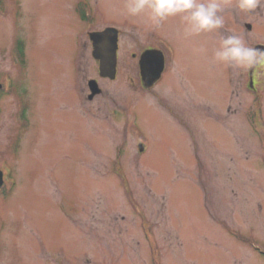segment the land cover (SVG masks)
Segmentation results:
<instances>
[{
	"label": "rangeland",
	"instance_id": "obj_1",
	"mask_svg": "<svg viewBox=\"0 0 264 264\" xmlns=\"http://www.w3.org/2000/svg\"><path fill=\"white\" fill-rule=\"evenodd\" d=\"M125 4L0 0V69L15 84L0 132L20 130L0 264H264V69L213 60L228 35L264 49V6L227 0L226 29L185 36L179 15L152 25ZM109 26L114 80L88 36ZM149 38L175 55L146 90L132 53Z\"/></svg>",
	"mask_w": 264,
	"mask_h": 264
},
{
	"label": "clouds",
	"instance_id": "obj_2",
	"mask_svg": "<svg viewBox=\"0 0 264 264\" xmlns=\"http://www.w3.org/2000/svg\"><path fill=\"white\" fill-rule=\"evenodd\" d=\"M227 0H126V14L137 16L147 12L152 25H159L170 17L180 16L184 21L185 36L212 32L224 26L218 13ZM240 11L250 12L264 6V0H235ZM198 51L204 52V48ZM213 60L244 71L264 69V49L249 47L238 35L222 37Z\"/></svg>",
	"mask_w": 264,
	"mask_h": 264
},
{
	"label": "water",
	"instance_id": "obj_3",
	"mask_svg": "<svg viewBox=\"0 0 264 264\" xmlns=\"http://www.w3.org/2000/svg\"><path fill=\"white\" fill-rule=\"evenodd\" d=\"M93 42V55L100 61L99 72L101 77L110 79L116 78L117 72V49L119 32L114 27H108L103 31L90 33ZM156 51H146L140 59L141 74L145 87H151L154 82L160 79L164 70V59L161 52L160 57L156 56ZM157 59V63L156 60ZM92 95L100 93L97 81H91ZM91 95V96H92ZM143 150L142 145L139 146Z\"/></svg>",
	"mask_w": 264,
	"mask_h": 264
},
{
	"label": "flooded vegetation",
	"instance_id": "obj_4",
	"mask_svg": "<svg viewBox=\"0 0 264 264\" xmlns=\"http://www.w3.org/2000/svg\"><path fill=\"white\" fill-rule=\"evenodd\" d=\"M162 25V23L160 24V26ZM224 27V26H223ZM245 27L248 29H252V26L249 23H245ZM223 29H226L225 27ZM155 36V35H153ZM149 41L152 42V45L143 48V50L139 53V56H137V53H132V56L134 57V59H137L138 64H139V72H140V78H141V85L143 87H145L144 85V81H143V77L141 74V69H140V59L141 56L144 52L146 51H156L158 53H156V56H158V58L160 57L159 52H161L163 54V58H164V71L162 73V76L160 78V80L162 79L163 75L165 74L166 70H167V63L168 62H174V47L169 48V44L166 41L167 45H158L152 38H149ZM3 55V54H2ZM1 55V59L3 60V58H5L4 56L2 57ZM157 63V59L155 60ZM99 63V61H98ZM17 65H20V62L16 63ZM120 66V49H118V53H117V70L119 69ZM9 75L7 73L4 74V71L2 72V69H0V113L3 111L2 110V101L5 97H7L9 95V93H7L6 91V86H5V80ZM251 79L253 80V77H251ZM158 80V81H160ZM157 81V82H158ZM156 82V83H157ZM12 83H13V87H12V93L14 92V79H12ZM154 83V85L156 84ZM153 87V86H152ZM151 88H146V90H151ZM11 93V95H13ZM17 103H19V100H17ZM15 114H19L18 113V109H16V113ZM5 128V126H4ZM3 130L0 132V140L1 138L3 139V143L1 144L0 142V200H2L3 198H5L7 195L11 194L12 191H10V189L7 187V182H3V177L5 175H7V168L8 166L11 165V158L10 157H14L15 155V151L19 146V139H20V130H15L14 132H12V134L10 135L7 134L6 132H3ZM13 169V168H12ZM14 171V170H12ZM12 178H15L14 172L11 175ZM16 180V179H15ZM17 183V182H16ZM2 215H1V210H0V227L2 225Z\"/></svg>",
	"mask_w": 264,
	"mask_h": 264
},
{
	"label": "bare ground",
	"instance_id": "obj_5",
	"mask_svg": "<svg viewBox=\"0 0 264 264\" xmlns=\"http://www.w3.org/2000/svg\"><path fill=\"white\" fill-rule=\"evenodd\" d=\"M12 192H13V191H12ZM12 192H11V193H12Z\"/></svg>",
	"mask_w": 264,
	"mask_h": 264
}]
</instances>
